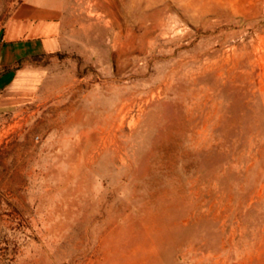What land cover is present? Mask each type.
Instances as JSON below:
<instances>
[{
  "label": "rangeland",
  "instance_id": "obj_1",
  "mask_svg": "<svg viewBox=\"0 0 264 264\" xmlns=\"http://www.w3.org/2000/svg\"><path fill=\"white\" fill-rule=\"evenodd\" d=\"M65 1L84 53L0 108V264H264V0Z\"/></svg>",
  "mask_w": 264,
  "mask_h": 264
},
{
  "label": "crops",
  "instance_id": "obj_2",
  "mask_svg": "<svg viewBox=\"0 0 264 264\" xmlns=\"http://www.w3.org/2000/svg\"><path fill=\"white\" fill-rule=\"evenodd\" d=\"M65 0H21L0 35V108L34 98L47 69L33 58L85 51L84 28ZM80 32L82 36L80 35Z\"/></svg>",
  "mask_w": 264,
  "mask_h": 264
},
{
  "label": "trees",
  "instance_id": "obj_3",
  "mask_svg": "<svg viewBox=\"0 0 264 264\" xmlns=\"http://www.w3.org/2000/svg\"><path fill=\"white\" fill-rule=\"evenodd\" d=\"M38 58L37 56L35 57V59Z\"/></svg>",
  "mask_w": 264,
  "mask_h": 264
}]
</instances>
